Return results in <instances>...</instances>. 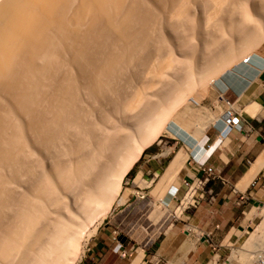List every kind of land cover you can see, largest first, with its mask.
<instances>
[{"label": "bare ground", "instance_id": "6f19581e", "mask_svg": "<svg viewBox=\"0 0 264 264\" xmlns=\"http://www.w3.org/2000/svg\"><path fill=\"white\" fill-rule=\"evenodd\" d=\"M262 43L264 0H0V264H78L176 108L241 95Z\"/></svg>", "mask_w": 264, "mask_h": 264}, {"label": "crops", "instance_id": "0c3cea01", "mask_svg": "<svg viewBox=\"0 0 264 264\" xmlns=\"http://www.w3.org/2000/svg\"><path fill=\"white\" fill-rule=\"evenodd\" d=\"M228 91H232L237 98L236 105L239 102L243 104L240 106L243 109L238 113L241 122L228 135V127L220 118L223 113L221 106L217 108L215 104L213 107L218 109V117L212 121L208 119V122L205 119L200 135L190 133L188 125L178 131L175 139L187 148L185 152L178 150L168 167L162 169L160 158L164 156V150L159 146L147 149L145 152L148 153L144 152L136 163V176L140 173L144 177L140 179L138 187L146 186V176L152 172L165 175L163 185L169 183L165 200H171V197L177 199L182 194L180 192L186 189L185 182H191L198 175L199 165L202 163L221 173L224 183L215 181L209 184L215 201L209 203L207 196L196 209L185 213V218L199 230L200 235L191 234L187 240L178 241V235L174 234L159 244L149 238L140 248V240L144 238L142 231L127 237L124 243L115 242L114 229L109 224L92 239L88 254V260L94 262L92 264H97L98 260H102V264H125L121 260H132L133 264L134 260H142L144 253L145 256L151 254L153 260L161 263L181 260L176 264H204L205 260L210 259L209 250L204 248L207 243L202 242L206 239L204 236L212 234L218 243L232 244L237 241L238 233H247L254 226L264 207V70L241 95L230 89L225 93ZM253 103L260 107L258 112L254 116L250 112L248 116H243L246 108H250ZM220 133L224 137H220ZM152 182L150 180L149 184ZM140 195L144 196L143 193ZM242 197H245L244 201H241ZM124 201L120 195L115 204L121 205ZM177 212L178 208L176 214ZM128 252L130 259H126Z\"/></svg>", "mask_w": 264, "mask_h": 264}, {"label": "rangeland", "instance_id": "374dc122", "mask_svg": "<svg viewBox=\"0 0 264 264\" xmlns=\"http://www.w3.org/2000/svg\"><path fill=\"white\" fill-rule=\"evenodd\" d=\"M257 54L260 56H264V43H262V46L257 50ZM221 97H224L225 99L230 100L233 103H236L237 101V98L233 95L232 91H228L227 93L222 95L215 87L210 86L206 95L203 97L204 99H201V102L199 104L187 106L183 109L181 108V106H178L179 108H176V111L179 110L177 115L172 117L168 121L162 134L158 138L157 142L153 145L155 147H163L164 156L160 158V160L162 161V169H165L171 164L178 150H181V152L186 151L187 147L184 146L182 142L175 139L180 129L186 128V126L188 125L190 133L200 135L202 133L201 131L202 126L204 125V120L209 119L210 121H212L213 119H217L218 117V109H214L213 107L215 104L217 108L221 106L222 111L226 110L224 104L219 102ZM240 106H242L240 102L235 106V109L238 108V113L243 109L240 108ZM207 120L206 122H208ZM206 129L204 131H206ZM147 153L148 152H145V154ZM133 168V170L129 172L122 183L120 195L125 199L124 203L121 205L115 204L113 206L112 212L109 213L102 221L97 232L99 230H104L107 225L111 224L114 229L113 236H115L116 238L114 241L121 242V238H127L133 234H136L138 231H142L144 238L140 240V248L149 241V238L152 242L156 241L159 244L165 238L173 237L174 234L178 235V241H181L182 239L187 240V237L191 234L200 235L199 230H197L196 227H194L193 224H191L190 221L185 218V214H181V211H178L176 214V209L180 207L178 200L183 199L186 189L180 192L182 194H179L180 197H178V195L176 197L177 199L171 197V200H165V194L169 187V183L163 185L165 175H160V173L155 174V172H152L151 174H148L146 176L148 178L146 182L147 185L145 187H138L140 179L142 180L144 179V177L140 175V173L136 176L138 172V165L135 164ZM150 180H152L153 182L149 184ZM141 193L144 194L143 197H140ZM152 197H154V200H152ZM259 215L260 218L256 220L254 226H252V228L248 230V235L247 233L237 234L238 236L236 240H238V242L235 246H241V244H243V241L248 239L249 236L254 232L256 227L261 224L262 220H264V209L260 211ZM158 216L159 218H157ZM94 236L83 248L82 251L84 252L80 259L81 261L78 264L94 263L88 260V254ZM199 241H201V239ZM189 242L192 243V241ZM204 246L205 250H209L210 253V259L205 260L204 264H214V262H212L213 260H211L213 254L211 253V249L208 243ZM188 251H190L189 248ZM234 253L232 254V256L234 255ZM126 256V259H130V252H128ZM227 257H229V251H227L223 255V260H220L218 264H223V262L226 261L224 259ZM142 260L143 261L139 264L157 263V260H153L151 254L145 256L144 253V257ZM121 261H123L125 264L132 263V260ZM178 261L181 260H171L169 264H175ZM134 262L135 260L133 261V264ZM102 263V260L97 261V264ZM159 264L168 263L160 262Z\"/></svg>", "mask_w": 264, "mask_h": 264}, {"label": "built area", "instance_id": "2783aa9c", "mask_svg": "<svg viewBox=\"0 0 264 264\" xmlns=\"http://www.w3.org/2000/svg\"><path fill=\"white\" fill-rule=\"evenodd\" d=\"M220 103L224 104V107L226 110L223 111L220 118L223 119L226 126L228 127V133L235 127H237L241 120L239 118V114L237 110L235 109L236 103L231 102L230 100L225 99L224 97H221L219 100ZM220 137H224L222 133L219 135ZM220 181L224 183L223 178L221 177V173L213 168L212 166H208L204 163L199 165L198 169V175L195 176L191 182H185V194L182 200L179 201V206L183 209L182 214L187 213V211H190L192 209H196L201 202L206 200L207 196L209 197L208 202L213 203L215 201V195L212 190H209V184L211 182ZM245 197L241 198V201H244ZM185 202V204H184ZM178 207V208H180ZM249 233H247L248 235ZM116 235V234H114ZM114 236V240H115ZM118 242V241H116ZM238 242H232L230 243H218L212 234L206 236V243H208L211 253L213 254L211 260L214 262V264H218L220 260H223V255L229 251V257L225 258L223 264H228L232 256V254L235 252V258H237L239 255L236 254V251L243 248V252L246 253L249 257L248 264H264V241L258 242L256 246L253 245L251 247H243L239 245V247L235 246ZM211 262V263H212ZM160 261L157 260L156 264H159ZM232 264H238L237 260H232Z\"/></svg>", "mask_w": 264, "mask_h": 264}, {"label": "water", "instance_id": "95a60500", "mask_svg": "<svg viewBox=\"0 0 264 264\" xmlns=\"http://www.w3.org/2000/svg\"><path fill=\"white\" fill-rule=\"evenodd\" d=\"M120 241H121V243H124L126 241V238L123 237V238L120 239ZM202 242H206V239L202 240Z\"/></svg>", "mask_w": 264, "mask_h": 264}]
</instances>
